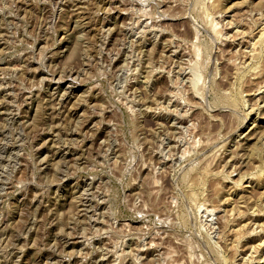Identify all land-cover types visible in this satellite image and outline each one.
<instances>
[{
    "label": "rangeland",
    "instance_id": "374dc122",
    "mask_svg": "<svg viewBox=\"0 0 264 264\" xmlns=\"http://www.w3.org/2000/svg\"><path fill=\"white\" fill-rule=\"evenodd\" d=\"M0 264H264V0H0Z\"/></svg>",
    "mask_w": 264,
    "mask_h": 264
},
{
    "label": "bare ground",
    "instance_id": "6f19581e",
    "mask_svg": "<svg viewBox=\"0 0 264 264\" xmlns=\"http://www.w3.org/2000/svg\"><path fill=\"white\" fill-rule=\"evenodd\" d=\"M239 36H240V35H239ZM259 36H260V35H259ZM256 42H257V41H256ZM253 43H254V42H253ZM249 46H250V45H249ZM252 47H253V45H252ZM251 49H252V48H251ZM252 50H253V49H252ZM252 50H251V51H252ZM193 52H194V51H193ZM243 58H244V57H243ZM206 211H207V210H206Z\"/></svg>",
    "mask_w": 264,
    "mask_h": 264
}]
</instances>
